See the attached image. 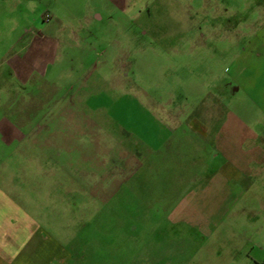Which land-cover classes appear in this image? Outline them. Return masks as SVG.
Listing matches in <instances>:
<instances>
[{"label": "rangeland", "instance_id": "374dc122", "mask_svg": "<svg viewBox=\"0 0 264 264\" xmlns=\"http://www.w3.org/2000/svg\"><path fill=\"white\" fill-rule=\"evenodd\" d=\"M259 89L264 0H0V184L54 207L66 264H263L250 178L209 218L193 195L239 173L212 142L228 114L264 134ZM192 196L196 227L175 209Z\"/></svg>", "mask_w": 264, "mask_h": 264}, {"label": "crops", "instance_id": "0c3cea01", "mask_svg": "<svg viewBox=\"0 0 264 264\" xmlns=\"http://www.w3.org/2000/svg\"><path fill=\"white\" fill-rule=\"evenodd\" d=\"M103 1L114 9L126 12L133 0ZM92 11V17L101 18L96 9ZM81 17H86L87 21L90 20L88 14H82ZM54 42V44L57 43ZM259 91V96L264 97V89ZM214 131L213 146L224 158L226 166L237 167L236 170L239 173H216L205 184L204 191L193 192L194 196L204 199L202 206L206 216L209 218L219 215L218 213L226 206L235 205L241 200L240 197L232 199L230 194L232 195L234 190L227 186L229 179L242 178L241 176L250 178L248 187L241 193L242 196L250 192V185H253V190L256 186L257 190L253 192L259 196L253 198L254 203L250 207L257 211H264V199L260 197L261 189L258 190L264 179V134L257 133L233 114H228L219 125L214 127ZM252 163L255 166L254 173H248ZM194 196L189 201H182V205L175 206V209L180 212V219L193 226L199 222L197 214L200 210L197 197ZM247 204L249 203L245 200L239 207L243 210L251 209ZM57 208L62 209L58 206ZM30 209L16 201L14 192L6 191L0 184V264H66L69 254L47 229V226L51 225V218H47L46 212L52 211L54 207L41 206L37 212H31ZM258 216L257 212L253 214V217ZM207 217L199 225H206Z\"/></svg>", "mask_w": 264, "mask_h": 264}, {"label": "built area", "instance_id": "2783aa9c", "mask_svg": "<svg viewBox=\"0 0 264 264\" xmlns=\"http://www.w3.org/2000/svg\"><path fill=\"white\" fill-rule=\"evenodd\" d=\"M47 19H48V15L46 14V16H45Z\"/></svg>", "mask_w": 264, "mask_h": 264}]
</instances>
